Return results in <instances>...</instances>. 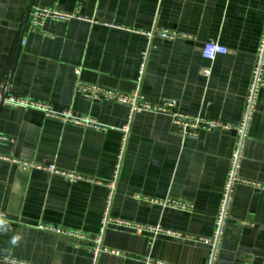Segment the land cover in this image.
<instances>
[{
	"label": "crops",
	"instance_id": "1",
	"mask_svg": "<svg viewBox=\"0 0 264 264\" xmlns=\"http://www.w3.org/2000/svg\"><path fill=\"white\" fill-rule=\"evenodd\" d=\"M31 5L74 18L31 29ZM263 34L264 0H0V95L83 121L0 102V257L93 264L100 237L94 264H264V54L241 141L237 131ZM211 41L227 52L209 61ZM77 85L137 90L149 108L129 119L126 106L88 101ZM177 116L228 129L182 138Z\"/></svg>",
	"mask_w": 264,
	"mask_h": 264
},
{
	"label": "built area",
	"instance_id": "2",
	"mask_svg": "<svg viewBox=\"0 0 264 264\" xmlns=\"http://www.w3.org/2000/svg\"><path fill=\"white\" fill-rule=\"evenodd\" d=\"M27 16H26V24H28V26L31 29H35V30H40V28L43 27L44 23L47 20H54V21H60V22H66L69 21L71 19H73L74 17L62 12H58V11H53V10H49V9H43V8H38L37 6L31 5L29 7V9L27 10ZM160 36H162L163 38H172L174 37V34H168L167 32H160L159 33ZM148 38H150L152 35L150 33H148L146 35ZM226 49L220 45L218 42L216 41H211L210 43L206 44L204 47V50L202 52V57L205 60H213L214 57H216L217 55H224L226 54ZM263 54H264V34L262 35V39H261V44L259 46V50H258V54H257V58H258V67L254 70L253 75L255 76V79L253 81V83L251 84L250 88H249V95L247 97V101H246V111L245 114L242 118V121L240 123V125L238 126L239 128L237 129L238 131V135L240 137V141L242 140V138L244 137L245 131H246V124L249 118V115L251 113V107L253 105V99H254V95H255V90L258 86V84H260L261 80H260V68H261V64L263 61ZM145 59H146V53H143L141 61L142 64L140 65L139 68V76H142L143 74V70L145 67ZM77 72V71H76ZM201 75L202 77L208 78L209 77V70L207 69H203L201 71ZM141 79L139 78V81ZM76 91L77 93L81 96L84 97L85 99H87L88 101L91 102H103V101H114L118 104L124 105L127 107L128 109V113H129V119L132 117V115L135 112L141 111V110H145L148 109L149 106L147 104H145L142 100V98L138 95V91L135 90L127 95L121 94L117 91L114 90H107L104 88H101L99 86L93 85V86H88V85H77L76 86ZM0 102L2 103V105H4L5 107H9V108H13V109H33V110H37L39 112H41L43 114V116H45V118L47 119H52V120H56V121H62L65 123H70V124H79L82 123L83 121H81L80 119H75L73 118V116L70 114V112H59V113H55L49 106L45 105V104H39L36 103L34 101H31L27 98H20V97H14V96H1L0 95ZM154 111L157 112H161V109H152ZM87 123V122H86ZM174 126L178 129V131L180 132V135L182 136V138L185 137H194L196 136L197 131H211L214 130L215 128H226L228 129V127L222 126L221 124L213 121V122H209V121H205L203 119H186L183 118L181 116H177L174 117V121H173ZM127 129L123 128L122 132L124 133L123 136V143L125 142L126 139V134H127ZM237 158H238V153L236 155L233 156L232 159V165H233V169L230 175V182L232 180L233 174H234V170L236 168L237 165ZM24 168H27L26 165H21ZM34 168H36L37 170H41V171H47L53 175H59V176H64L66 177L69 181L71 182H75V181H79L80 177H76L74 175H70V174H65L63 172L59 173L57 171H55L54 167L52 165H37V166H32ZM227 192L225 191L224 193V199L222 201V205H221V216L219 218L218 221V227H217V233L214 236V239L216 240L218 237V234L220 232V227H221V223H222V219L225 215L224 211H225V207H226V203H227V198L228 195L226 194ZM108 205L111 202V192L108 196ZM166 204L170 207L176 208L178 210H189L191 209V207L188 204L185 203H178L172 200H166ZM108 206H106V208L104 209L103 212V218L101 220V225H102V229H104L107 224L110 222L109 216H108ZM41 229H49L51 231H55L52 228H44L41 227ZM135 231L138 233L142 232V228L140 227H136ZM97 247L94 248V255H93V264L95 262L96 256L98 255V253L101 251L99 248L100 245V237L97 239L96 241ZM214 256V253H213ZM213 258V257H212ZM0 264H17L15 261H10L7 258H1L0 257Z\"/></svg>",
	"mask_w": 264,
	"mask_h": 264
},
{
	"label": "water",
	"instance_id": "3",
	"mask_svg": "<svg viewBox=\"0 0 264 264\" xmlns=\"http://www.w3.org/2000/svg\"><path fill=\"white\" fill-rule=\"evenodd\" d=\"M233 179V178H232ZM231 182H232V180H231Z\"/></svg>",
	"mask_w": 264,
	"mask_h": 264
}]
</instances>
